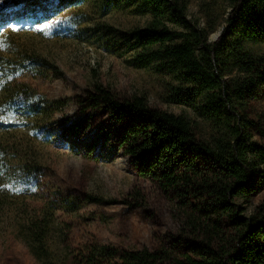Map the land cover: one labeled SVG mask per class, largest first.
Returning a JSON list of instances; mask_svg holds the SVG:
<instances>
[{
  "label": "rangeland",
  "instance_id": "1",
  "mask_svg": "<svg viewBox=\"0 0 264 264\" xmlns=\"http://www.w3.org/2000/svg\"><path fill=\"white\" fill-rule=\"evenodd\" d=\"M15 1H31V10L41 13L34 0H0V9ZM181 1L188 5L187 27H216L209 42L223 34L229 0ZM11 13L0 26V56L27 66L17 76L0 77V150L17 186L5 188L6 178L0 179V264H43L23 240L32 218L43 212L53 214L56 264H87L97 246L105 251L96 264H114L126 252L145 249L183 261L194 257L180 202L141 178L118 146L127 121L116 122L110 112L92 113L86 97L100 83L121 101L144 97L155 109L187 114L198 137L207 132L191 107L168 98L172 79L160 60L147 65L139 60L132 32L150 17L125 4L104 12L94 2L60 4L52 17ZM249 47L264 57V43ZM246 103L239 112L247 132L264 144V88ZM79 125L83 131L75 136ZM254 185L252 195L238 202L249 219L264 202V172Z\"/></svg>",
  "mask_w": 264,
  "mask_h": 264
},
{
  "label": "trees",
  "instance_id": "2",
  "mask_svg": "<svg viewBox=\"0 0 264 264\" xmlns=\"http://www.w3.org/2000/svg\"><path fill=\"white\" fill-rule=\"evenodd\" d=\"M30 2L15 1L0 9V26L11 12L21 17H52L60 4L94 2L104 12L125 4L149 16L144 27L132 32L141 50L140 62L160 60L172 79L167 87L170 101L191 107L208 129L198 137L195 122L187 114L155 109L144 97L121 101L100 83L86 91L92 113L110 112L116 122L127 121L117 141L119 148L131 157L141 178L157 183L180 202L196 245L195 256L189 255L186 261L145 249L126 252L114 264H264V202L250 219L243 217L238 203L252 195L258 174L264 172V144L253 141L239 112L264 88V57L249 47L264 43V0H229L228 26L215 42H209V35L216 27H187L188 5L181 0L32 1L41 4V13L31 10ZM182 27L185 31L179 30ZM26 66L0 56V77L17 76ZM81 128H74L73 135L79 136ZM26 170L19 169L21 174ZM3 176L5 188H17L0 150V179ZM52 224L53 214L35 215L23 238L43 264H56ZM100 250L105 251L94 248L87 264H96Z\"/></svg>",
  "mask_w": 264,
  "mask_h": 264
},
{
  "label": "water",
  "instance_id": "3",
  "mask_svg": "<svg viewBox=\"0 0 264 264\" xmlns=\"http://www.w3.org/2000/svg\"><path fill=\"white\" fill-rule=\"evenodd\" d=\"M219 37L220 35H215L213 38L215 39V41H217Z\"/></svg>",
  "mask_w": 264,
  "mask_h": 264
}]
</instances>
